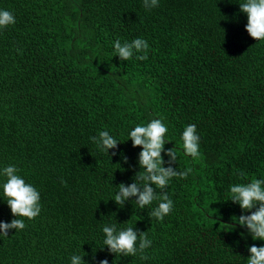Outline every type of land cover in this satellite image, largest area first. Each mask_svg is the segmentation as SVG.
<instances>
[{
	"label": "trees",
	"instance_id": "trees-1",
	"mask_svg": "<svg viewBox=\"0 0 264 264\" xmlns=\"http://www.w3.org/2000/svg\"><path fill=\"white\" fill-rule=\"evenodd\" d=\"M246 2L0 0L16 20L0 28V170L14 165L41 197L36 218L14 217L0 175V221L26 225L0 235V264H247L249 247L264 246L237 223L250 211L228 200L231 186L264 180V40L246 31ZM136 38L147 59L121 61L114 42ZM153 119L168 128L172 166L192 169L163 190L173 209L162 221L150 215L159 199L113 200L144 171L129 133ZM189 124L195 160L183 149ZM101 131L119 142L115 156L91 139ZM113 224L145 231L147 260L108 251Z\"/></svg>",
	"mask_w": 264,
	"mask_h": 264
},
{
	"label": "clouds",
	"instance_id": "clouds-1",
	"mask_svg": "<svg viewBox=\"0 0 264 264\" xmlns=\"http://www.w3.org/2000/svg\"><path fill=\"white\" fill-rule=\"evenodd\" d=\"M159 0H144V7L151 9L158 6ZM240 11L247 14V24L245 25L247 33L255 40H264V0H247L240 4ZM16 20L10 11L0 10V28H6L15 24ZM116 55L121 61L132 59L134 54L138 60L147 59L149 44L145 39L136 38L130 43L121 44L119 40L114 42ZM168 128L161 119H153L146 126L137 125L129 133L132 146H141L142 150L138 155V164L143 172L135 175L134 182L128 185L121 182L119 191L114 197L117 205L123 207L125 202L135 197L136 204L144 209L151 205L153 201L160 200L158 207L151 212V217L163 220L173 209V201L169 198L167 192L163 191L174 177L186 179L192 169L187 168L178 171L173 164H176L177 153L174 148L165 150V144L168 140L165 136ZM102 150L109 154V149H117L118 141L109 134L108 131L99 132V138H91ZM183 149L186 155L194 160L201 156L199 151L200 137L197 134L195 124L186 126L182 133ZM162 152L168 156L165 161ZM117 153L113 151L110 156ZM127 158L125 157V160ZM165 163L168 164L165 167ZM19 169L14 165L4 167L0 170V175L6 177L3 183V194L7 197L6 202L14 217H25L29 220L36 218L41 212L40 193L34 186L25 182L18 175ZM242 175V174H241ZM140 181L137 183L136 181ZM66 185V181H62ZM157 189L160 190L159 195ZM231 196L228 200L239 204L240 208L248 212L249 215L241 214L237 223L246 226L253 240L264 241V180L254 179L247 184H237L230 188ZM255 209L254 211H251ZM23 219H13L11 222L0 221V235L8 236L9 230H22L25 228ZM105 234L104 246L106 245L110 253L123 256H136L138 253L141 259L147 260L148 256L144 250L151 245L145 231H139L134 227H128L124 230H117L116 225L104 226ZM247 264H264V246L249 247ZM71 264H87L83 256L73 255ZM99 264H109L107 259L99 261Z\"/></svg>",
	"mask_w": 264,
	"mask_h": 264
}]
</instances>
